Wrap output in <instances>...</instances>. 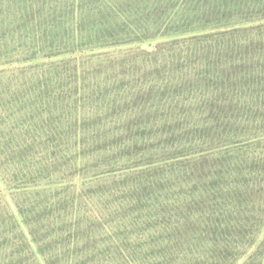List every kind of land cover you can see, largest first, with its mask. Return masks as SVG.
I'll list each match as a JSON object with an SVG mask.
<instances>
[{
  "label": "trees",
  "instance_id": "1",
  "mask_svg": "<svg viewBox=\"0 0 264 264\" xmlns=\"http://www.w3.org/2000/svg\"><path fill=\"white\" fill-rule=\"evenodd\" d=\"M263 228L264 0H0V264H263Z\"/></svg>",
  "mask_w": 264,
  "mask_h": 264
},
{
  "label": "rangeland",
  "instance_id": "2",
  "mask_svg": "<svg viewBox=\"0 0 264 264\" xmlns=\"http://www.w3.org/2000/svg\"><path fill=\"white\" fill-rule=\"evenodd\" d=\"M141 45H142L143 48H148V47H149L148 43H143V44H141ZM259 240L264 241V228H263V230H262V234H261V236H259ZM263 264H264V262H263Z\"/></svg>",
  "mask_w": 264,
  "mask_h": 264
}]
</instances>
